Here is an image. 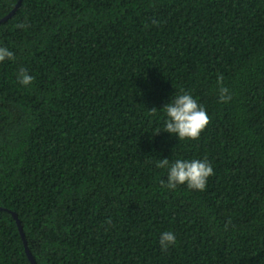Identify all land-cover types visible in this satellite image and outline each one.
I'll return each instance as SVG.
<instances>
[{
  "label": "trees",
  "instance_id": "obj_1",
  "mask_svg": "<svg viewBox=\"0 0 264 264\" xmlns=\"http://www.w3.org/2000/svg\"><path fill=\"white\" fill-rule=\"evenodd\" d=\"M0 46V264H264V0H20ZM181 90L195 140L162 131ZM161 158L214 174L169 190Z\"/></svg>",
  "mask_w": 264,
  "mask_h": 264
},
{
  "label": "clouds",
  "instance_id": "obj_2",
  "mask_svg": "<svg viewBox=\"0 0 264 264\" xmlns=\"http://www.w3.org/2000/svg\"><path fill=\"white\" fill-rule=\"evenodd\" d=\"M13 59V52L5 46H0V63ZM17 79L21 85L30 86L34 77L26 69L21 68L17 72ZM218 99L220 102H227L230 99L227 88L219 89ZM160 109L163 112L162 131L174 136L176 140L198 139L209 122L204 106L187 91L181 90L171 95V99ZM151 110L152 114L156 115L158 109L153 107ZM156 167L166 169V178L160 183L169 190L184 185L191 190L204 191L209 177L214 174L212 165L203 158H177L171 161L168 158H161L156 162ZM158 243L161 251L168 250L176 243L175 233L162 231Z\"/></svg>",
  "mask_w": 264,
  "mask_h": 264
},
{
  "label": "water",
  "instance_id": "obj_3",
  "mask_svg": "<svg viewBox=\"0 0 264 264\" xmlns=\"http://www.w3.org/2000/svg\"><path fill=\"white\" fill-rule=\"evenodd\" d=\"M19 3H20V0L17 2V4L15 5V7H14V8H13V9H12V10L6 15V16H4V17H2V18L0 19V22H3V21H5V20H7V19L13 14V12L15 11V9H16L17 6L19 5ZM13 216H14V218H15V220H16V224H17L18 229H19V231H20V233H21V236H23L22 231H21V226H20L19 220L17 219V217H16L15 214H13ZM24 244H25V251H26V254H27V257H28L30 263H31V264H35V262H34L32 256H31V254H30V252H29L28 249H27V246H26V243H25V242H24Z\"/></svg>",
  "mask_w": 264,
  "mask_h": 264
}]
</instances>
